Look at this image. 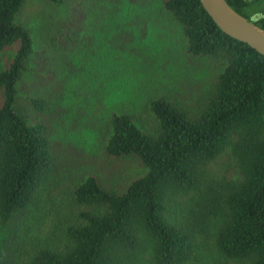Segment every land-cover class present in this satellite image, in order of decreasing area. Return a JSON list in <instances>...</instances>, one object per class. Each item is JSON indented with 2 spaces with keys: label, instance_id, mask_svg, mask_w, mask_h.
<instances>
[{
  "label": "trees",
  "instance_id": "trees-1",
  "mask_svg": "<svg viewBox=\"0 0 264 264\" xmlns=\"http://www.w3.org/2000/svg\"><path fill=\"white\" fill-rule=\"evenodd\" d=\"M46 1L69 10L59 44L19 22L25 0H0V53L16 45L0 69V264H264V55L219 29L199 0H159L186 55L213 71L192 104L151 89L133 101L145 122L124 103L102 104L127 62L111 70L109 52L72 60L84 0ZM226 1L248 19L264 14V0ZM254 21L264 29V15ZM50 48L59 58L48 69ZM59 67L77 68L78 90L63 74L56 85ZM27 72L38 80L21 103ZM61 112L91 123L106 158L137 164L123 189L92 173L61 177L50 136Z\"/></svg>",
  "mask_w": 264,
  "mask_h": 264
},
{
  "label": "rangeland",
  "instance_id": "rangeland-1",
  "mask_svg": "<svg viewBox=\"0 0 264 264\" xmlns=\"http://www.w3.org/2000/svg\"><path fill=\"white\" fill-rule=\"evenodd\" d=\"M261 6L264 9V2ZM262 15L263 11L256 12L252 19ZM66 16L69 17V10L55 8L46 0H25L18 20L36 29L43 42L54 38L59 44L62 42L61 22ZM80 26L72 45L78 53L72 57L74 62L79 59L83 65L86 54L95 63L105 52H109L112 53L109 63L115 65L110 66L111 70H116L121 62L128 64L124 77L110 84V91L102 101L105 110L118 111L124 103V107L134 109L145 122H151V116L142 112L141 102L133 104L141 97L146 98L148 90L192 104L209 82L212 65L186 55L180 28L161 10L159 0H84V17L80 19ZM72 28L76 31V27ZM41 45L44 46V43L37 40L36 47ZM15 50L16 45H12L0 53V69L9 64ZM44 57L46 59L42 60L48 59V69L57 67L59 57L54 55L53 48L45 51ZM66 57L71 56L68 53ZM49 71L46 69L47 74ZM56 71L52 76L56 85L63 74L66 80L69 79L68 86L79 89L76 81L71 79L78 78V74L74 76L77 68L65 70L59 67ZM35 74L27 72L19 83L18 98L21 103L24 102L27 86L37 84ZM50 125V136L57 143L55 167L62 178H85L92 173L110 187L123 189L131 176L139 172L137 164L132 161L106 158L102 152L96 151L94 128L85 118L61 112L50 120Z\"/></svg>",
  "mask_w": 264,
  "mask_h": 264
},
{
  "label": "water",
  "instance_id": "water-1",
  "mask_svg": "<svg viewBox=\"0 0 264 264\" xmlns=\"http://www.w3.org/2000/svg\"><path fill=\"white\" fill-rule=\"evenodd\" d=\"M199 1L219 29L264 55V29L254 19L237 12L226 0Z\"/></svg>",
  "mask_w": 264,
  "mask_h": 264
}]
</instances>
